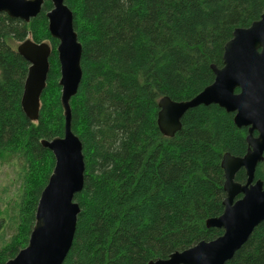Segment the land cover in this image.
Listing matches in <instances>:
<instances>
[{
  "label": "trees",
  "instance_id": "trees-1",
  "mask_svg": "<svg viewBox=\"0 0 264 264\" xmlns=\"http://www.w3.org/2000/svg\"><path fill=\"white\" fill-rule=\"evenodd\" d=\"M82 44V80L72 97L71 126L83 144L84 186L72 246L62 264H150L210 241L222 228L226 152L243 156L247 127L217 104L186 111L172 137L158 125L159 100L196 96L223 65L238 27L264 13V0H65ZM45 0L25 22L0 13V162H15V216L0 218V264L27 246L43 188L55 166L43 139L64 136L57 47ZM27 38L51 45L50 71L37 120L21 98L29 63L17 51ZM238 91V90H236ZM264 182V159L256 179ZM244 168L236 180L244 183ZM5 228L13 231L4 238ZM3 231H5L3 233ZM225 264H264V220Z\"/></svg>",
  "mask_w": 264,
  "mask_h": 264
},
{
  "label": "water",
  "instance_id": "water-1",
  "mask_svg": "<svg viewBox=\"0 0 264 264\" xmlns=\"http://www.w3.org/2000/svg\"><path fill=\"white\" fill-rule=\"evenodd\" d=\"M44 2L0 0V13L29 22L40 13ZM51 2L53 7L47 17L51 35L59 40L65 133L42 140L43 146L53 152L55 166L41 192L28 244L6 264H62L72 246L80 212L75 195L84 186L85 159L82 141L72 130L70 101L77 94L83 76V48L75 30L73 11L65 0ZM17 51L29 63L21 105L28 118L37 120L52 48L48 42L27 38L17 45ZM212 69L214 81L193 98L175 101L163 96L159 100L158 125L164 135L172 137L181 129V119L188 109L217 104L234 113L238 127L248 128L246 154L235 156L226 152L222 159L224 211L207 220L208 227L222 228L223 234L150 264H225L264 220V182L256 179L257 166L264 159V13L248 27L235 29L225 44L223 65H212ZM242 168L247 174L244 183L236 180Z\"/></svg>",
  "mask_w": 264,
  "mask_h": 264
},
{
  "label": "rangeland",
  "instance_id": "rangeland-1",
  "mask_svg": "<svg viewBox=\"0 0 264 264\" xmlns=\"http://www.w3.org/2000/svg\"><path fill=\"white\" fill-rule=\"evenodd\" d=\"M18 168L15 165V162L1 163L0 162V218L5 217V222L10 223L15 216V207L16 202L20 194L19 191V180H18ZM3 231L4 238L9 239L13 231L8 230L7 228ZM2 234H0V239ZM2 242L0 240V247Z\"/></svg>",
  "mask_w": 264,
  "mask_h": 264
}]
</instances>
